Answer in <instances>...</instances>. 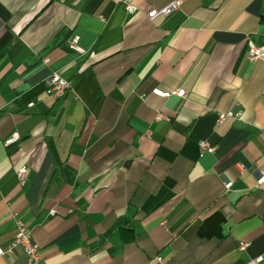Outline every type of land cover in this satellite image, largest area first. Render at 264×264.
<instances>
[{
    "label": "crops",
    "instance_id": "1",
    "mask_svg": "<svg viewBox=\"0 0 264 264\" xmlns=\"http://www.w3.org/2000/svg\"><path fill=\"white\" fill-rule=\"evenodd\" d=\"M171 1L131 14L121 0H0L1 248L21 220L47 264L264 257V59L247 57L264 44V0H183L149 19ZM235 106L241 118L217 122Z\"/></svg>",
    "mask_w": 264,
    "mask_h": 264
},
{
    "label": "built area",
    "instance_id": "2",
    "mask_svg": "<svg viewBox=\"0 0 264 264\" xmlns=\"http://www.w3.org/2000/svg\"><path fill=\"white\" fill-rule=\"evenodd\" d=\"M127 12L133 14L138 10L137 5L134 0H121ZM183 0H172L166 6L160 9H153L148 12V17L150 20H154L158 16L161 15H169L173 11L180 8ZM79 36H75L71 42V48L83 52V48L78 45ZM247 57L250 60L264 59V44L261 46L256 45L252 41L248 42V52ZM48 85L50 87V91L57 97H63L66 92L70 89L71 83L62 77L59 73H52L48 78ZM153 92L163 98H168L172 94H176L180 97H186V91L184 89H177L173 91L162 90L160 88H154ZM243 115V110L239 106H235L234 108L228 111H221L217 113V122L222 123L228 118H241ZM166 116L164 114H159L158 119H163ZM20 138V133L15 131L11 134L9 138L5 140V144L9 145L13 142L17 141ZM200 148L203 152H214L215 147L208 141L202 140L200 142ZM28 171L27 166H22L18 170V178L20 182L23 184L25 182V175ZM259 182L264 180V172H261L259 177ZM232 185V181L228 180L225 182L226 188H230ZM249 243L241 242L240 246L242 249H245ZM14 250H22L27 258V264H47L43 261L41 246L32 239V232L29 227L21 220H17V231L9 246L8 250H4L0 247V256L4 255L7 251L12 252ZM264 259L263 256L256 258L249 264H260V262Z\"/></svg>",
    "mask_w": 264,
    "mask_h": 264
}]
</instances>
